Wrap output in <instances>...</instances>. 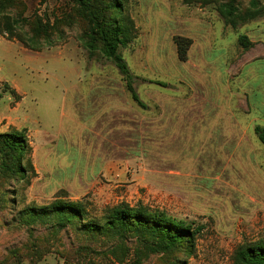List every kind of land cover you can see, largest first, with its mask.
I'll list each match as a JSON object with an SVG mask.
<instances>
[{
    "label": "rangeland",
    "instance_id": "1",
    "mask_svg": "<svg viewBox=\"0 0 264 264\" xmlns=\"http://www.w3.org/2000/svg\"><path fill=\"white\" fill-rule=\"evenodd\" d=\"M121 1L135 31L120 54L147 109L110 62L88 58L69 0L8 8L48 21L55 43L34 51L0 35V134L23 131L32 165L4 172L0 153V264H233L239 245L264 242V17L232 28L216 10L230 0ZM55 199L82 202L85 222L142 204L202 231L165 253L138 236L24 223Z\"/></svg>",
    "mask_w": 264,
    "mask_h": 264
},
{
    "label": "trees",
    "instance_id": "2",
    "mask_svg": "<svg viewBox=\"0 0 264 264\" xmlns=\"http://www.w3.org/2000/svg\"><path fill=\"white\" fill-rule=\"evenodd\" d=\"M14 0H0V35L7 40L15 39L24 47L39 51L51 47L55 41L50 35L49 22L43 23L39 17L23 19L14 17L8 8ZM77 14L86 23L82 38V47L89 59L97 56L110 62L125 83V89L131 100L140 108L147 105L140 99L135 88L136 77L130 72L120 54L134 37V23L123 12L121 0H69ZM216 10L224 24L232 28L264 17V8L257 0H251L248 8L240 11L232 0L218 4ZM28 27L25 32L23 26ZM242 47H248L245 36L239 38ZM181 54V53H180ZM159 84V83H158ZM162 86L167 84L161 83ZM5 89H8L5 85ZM3 92L0 91V99ZM254 134L264 152V128L256 126ZM30 147L23 133L13 131L0 134V153L3 156L1 169L16 176H26L32 171L28 154ZM25 224L50 222L61 227H77L85 232H92L124 238L138 236L151 245L152 252H172L183 246L188 250L194 245L201 226L194 222L177 219L166 211L138 204L131 206L120 203L103 210L99 221L89 220L85 205L80 202H68L55 199L48 206L28 208L22 212ZM233 264H264V242L256 241L239 245L233 253Z\"/></svg>",
    "mask_w": 264,
    "mask_h": 264
}]
</instances>
